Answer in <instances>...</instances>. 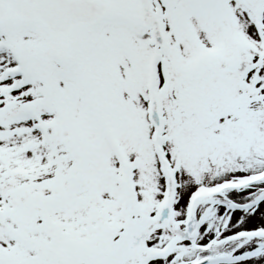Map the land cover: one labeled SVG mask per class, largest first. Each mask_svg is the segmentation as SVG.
Masks as SVG:
<instances>
[{
	"label": "snow or ice",
	"instance_id": "obj_1",
	"mask_svg": "<svg viewBox=\"0 0 264 264\" xmlns=\"http://www.w3.org/2000/svg\"><path fill=\"white\" fill-rule=\"evenodd\" d=\"M0 264H264V0H0Z\"/></svg>",
	"mask_w": 264,
	"mask_h": 264
}]
</instances>
